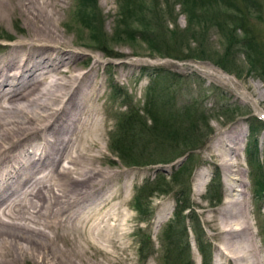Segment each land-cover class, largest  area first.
Masks as SVG:
<instances>
[{"label":"rangeland","instance_id":"obj_1","mask_svg":"<svg viewBox=\"0 0 264 264\" xmlns=\"http://www.w3.org/2000/svg\"><path fill=\"white\" fill-rule=\"evenodd\" d=\"M225 1L214 0L212 6L213 1L202 7L198 5L201 0L60 1L54 25L64 41L61 50L67 52L64 56L69 66L91 74L90 84L95 90L91 103L101 120V141H94L91 153L96 157L94 165L107 173L108 180L95 195L93 208H100L93 220L102 214L106 224L115 225L116 230L109 244L100 237L86 244L90 264H160L164 253L161 230L172 218L175 191L186 181L192 203L189 210L197 218L201 239L207 245L208 264H252L253 255L259 264H264V83L247 62L254 59V50L250 46H228L225 32L242 21L254 43L263 48L264 0H260V10L250 5L245 9L243 3L237 2L240 9L246 10L239 14ZM190 11L197 17L188 23L186 14ZM24 12L15 8L7 16L0 14V56L7 52L9 44L27 37L32 21ZM236 35L241 37L238 29ZM200 48L211 58L190 56ZM260 52L264 55V49ZM221 55L226 57L227 68L212 61ZM151 72L161 73L152 78ZM130 108L138 110L136 115L140 123L144 122L145 130L136 128L141 135H130L124 142L125 154L137 165L122 163L112 146L118 138L117 127L127 120ZM184 108L186 115L181 112ZM151 113L165 122L159 120L153 125ZM219 136L222 144L216 143ZM229 145L234 147L232 153ZM188 154L189 160H185ZM228 157L232 167L227 176L221 162ZM177 169L179 172L173 174ZM158 177L162 180L156 181ZM214 180H218V188L213 185L207 192ZM145 182L150 184L146 188ZM160 182L163 192L152 190ZM228 182L237 189L232 198L244 202L248 216L254 246L246 259H236L239 253L226 247L228 239H238L239 231L233 227L239 224L226 226L230 228L228 234L221 229L226 219L234 220L227 204L235 190L226 188ZM141 186L144 189L138 212L133 207V197ZM217 193L219 202L211 205L212 200L206 201V196L210 199ZM187 211H183L184 215ZM185 223L188 224L186 218ZM144 234L151 244L140 252L138 243ZM192 236L188 229L189 260L200 264ZM20 264L34 263L28 258Z\"/></svg>","mask_w":264,"mask_h":264},{"label":"bare ground","instance_id":"obj_2","mask_svg":"<svg viewBox=\"0 0 264 264\" xmlns=\"http://www.w3.org/2000/svg\"><path fill=\"white\" fill-rule=\"evenodd\" d=\"M60 1L0 0L2 16L19 8L32 21L27 37L9 44L0 56V264L28 258L34 264H90L86 244L94 237L109 244L116 231L102 214L93 220L100 206L92 204L108 180L91 153L94 141H101V120L91 103V74L69 66L61 50L64 41L54 25ZM229 160L221 162L227 176ZM226 188L236 189L233 182ZM236 190L226 212L234 220L226 219L221 229L228 234L230 224H239L233 227L238 239H228L225 246L239 253L236 259H246L254 244L244 202L232 198ZM251 257L252 264L260 263Z\"/></svg>","mask_w":264,"mask_h":264},{"label":"trees","instance_id":"obj_3","mask_svg":"<svg viewBox=\"0 0 264 264\" xmlns=\"http://www.w3.org/2000/svg\"><path fill=\"white\" fill-rule=\"evenodd\" d=\"M192 1L195 2L197 0H192ZM211 1H213L212 4L210 5V6H212L214 4V0H206V1L201 0V2L198 3V5H200V7H202L201 5H205L203 3H211ZM225 2H227L228 7H231V6L234 7L238 14L242 13L243 10L246 11L245 9L247 8L246 6H248V5H250L254 10L255 9L260 10V0H226ZM237 2L243 3L244 5H242V6L245 9H243V8L240 9L237 6ZM181 3L185 4L186 2L182 1ZM124 15L126 16V14H124ZM186 15H187L188 23L197 17V15L195 13H193V11H190V13L187 12ZM84 20H83V22H84ZM209 20H210V18H209ZM84 23L87 24L88 22H84ZM242 23L243 22L241 21L240 24L238 23L237 27L231 26L230 28H228L225 31L226 34L228 35V40L230 41L228 46L231 47L234 45H240V46H245L248 48L250 46L254 50V52L256 53L254 59H252V60L247 59V62L256 69L259 78L264 83V55L260 52L261 50L264 49V47L258 48V45L256 43H254L252 35L249 33L248 29L243 26ZM87 25H89V24H87ZM237 29H238V31L241 32V37L236 35ZM167 48H170V46L168 45ZM193 52H195V54L191 53L190 56H192L194 58H204V57L211 58V54H207L205 49H201V48L200 49H194ZM246 58H248V57L246 56ZM212 61L215 64L219 65L223 69L228 67V64L225 63V61H226L225 55L217 56V57L213 58ZM253 63H256V64H253ZM160 73L161 72H158V73L155 72L154 74H152V72H151L150 75L152 78H154L153 76L158 77L160 75ZM148 97L150 99V95ZM171 111L172 110H168L167 112H171ZM177 112H179V111H177ZM181 112L185 113L186 109L185 108L182 109ZM136 114H138L137 109H134V108L128 109L127 114H126V115H128L127 120H125V121L123 120L122 123H119V126L117 127L119 130L118 138L115 139L116 144L112 145L113 146V152H115L116 157H118L122 161V163H124V164H133V165L138 164L137 161H133L129 157H127V155L125 154L127 143H124L125 141H129L128 136H130V135H132V136L137 135L139 137L141 134L138 133L139 132L138 129L141 131H145L143 129V126H142V124H144V122L140 123L138 115H136ZM186 114L187 113H185V115ZM194 114L196 115V113H194ZM168 115H173V114H168ZM149 119L153 121V125H155V126H156V124H158L159 120L161 123L165 122V120L159 119L158 116L155 117L154 114H152V113L150 114ZM154 119H155V122H154ZM136 128H138V129H136ZM129 130H130V132H129ZM186 146H188L190 148L189 145H186ZM185 160H189V154L187 156H185ZM156 163H164V162H156ZM182 165H180L179 168H181ZM177 172H179L178 169L173 174H176ZM170 178H173V175ZM159 180H162V179L158 177L156 181H159ZM161 183L162 182H160L159 184L153 185L152 190H157L159 192H163L162 186H161V188L159 186ZM148 185H150V184L148 182H145L144 188L148 187ZM213 185L215 188H218V186H219L218 180L212 181L211 184L208 185L206 191L209 192L210 188L211 187L213 188ZM144 188L142 186L139 187L137 189L134 197H133V207L138 212L141 209V205L139 203V198H140V196H141L140 194L142 193ZM189 193H190V187H189L188 181H186L185 184L182 185L181 187H179L174 193L175 205H174V210L172 212V218L162 227V230H161V233L163 235V237L161 238V245H162L164 253L162 255V258H161L162 261L160 264H192V262L189 260V257H190L189 249H190V247H189V243L187 240L188 239V229H190V231L193 235L192 237H193V241L195 243V247H196V249L200 255V264H208V259H207V256L205 254V250H206L207 245L201 239V231H200V227H199V223L197 221V218L194 217V214L192 213L193 211L189 210L190 206L192 205V203H190V201H189ZM205 199H206V201L212 200L213 202L210 204L214 205L217 202H219L220 194L217 193V195H215L214 197H212L210 199H209V197L206 196ZM184 210H188L186 215H184V213H183ZM147 211L148 210H146V212ZM185 218L188 220V224L185 223ZM140 231H141L140 228L137 229L138 233ZM143 238L144 239H141L140 243H138L139 244L138 248H139L140 252H142V250L146 247V245L148 243L151 244V241H149L148 235L145 236V234H144ZM151 250L152 249H149V253L151 252ZM207 250H208V247H207ZM171 253L172 254L174 253L172 258L169 256ZM176 253H178L180 255L183 254V257H180L178 259V256L175 255ZM208 253H209V251L207 252V255H208Z\"/></svg>","mask_w":264,"mask_h":264}]
</instances>
